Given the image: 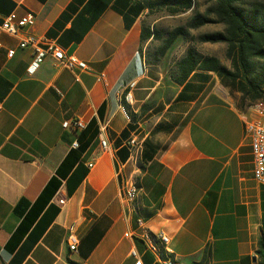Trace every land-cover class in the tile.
<instances>
[{
  "label": "crops",
  "instance_id": "crops-1",
  "mask_svg": "<svg viewBox=\"0 0 264 264\" xmlns=\"http://www.w3.org/2000/svg\"><path fill=\"white\" fill-rule=\"evenodd\" d=\"M12 12L32 14L23 32L55 39L87 70L45 59L30 74L31 51L0 30L3 264H264V185L253 177L245 132L251 107L241 108L213 72L177 84L169 62L151 64L142 0H0V24ZM74 119L84 132L62 127ZM68 154L70 170L39 211L34 203ZM124 183L138 188L132 206ZM139 219L168 244L132 235Z\"/></svg>",
  "mask_w": 264,
  "mask_h": 264
},
{
  "label": "trees",
  "instance_id": "trees-1",
  "mask_svg": "<svg viewBox=\"0 0 264 264\" xmlns=\"http://www.w3.org/2000/svg\"><path fill=\"white\" fill-rule=\"evenodd\" d=\"M148 14L166 11L169 15H178L194 7V0H142ZM213 5L205 14L195 12L185 26L171 30H157L142 24L141 43L160 41L154 53L149 57L151 64H157L170 50L178 38L191 37L199 43L224 44L225 66L215 56L201 55L193 47H188L183 56L175 62L170 78L182 84L194 71H208L217 75L221 85L228 89L230 96L245 109L252 105L264 104V0H211ZM220 24L222 31L190 36L189 30H196L206 25ZM84 132V131H83ZM69 154L60 164L41 194L34 203L39 211L53 197L67 167ZM23 227H18V232ZM19 234L10 238L9 249ZM20 240V239H18ZM0 264H3L0 257Z\"/></svg>",
  "mask_w": 264,
  "mask_h": 264
},
{
  "label": "built area",
  "instance_id": "built-area-1",
  "mask_svg": "<svg viewBox=\"0 0 264 264\" xmlns=\"http://www.w3.org/2000/svg\"><path fill=\"white\" fill-rule=\"evenodd\" d=\"M35 18L32 14H26L22 17H18L14 12L8 14L1 20L0 30L16 37H20L19 48L29 49L32 53V61L28 67V73H34L45 59H51L54 64L60 68L70 70L72 72H82L87 70V66L84 62L78 60L74 56H69L65 53V50L56 42L55 39L38 37L33 34H27L23 32V28L26 26H33ZM1 47V44H0ZM14 54V50H8L7 56L11 58ZM135 84L130 85V89ZM125 99L128 101L131 99V92L128 91L125 94ZM254 117L245 122V132L249 136L251 141V150L253 157V177L259 184L264 185V104L252 105ZM109 126V120L102 121L99 125L98 139L102 150H106L109 147L107 141V130ZM64 129H72L74 132H81L85 129V124L80 119H74L62 123ZM74 147H77V142L73 143ZM121 195L123 201L132 206L133 196L138 194L132 193V186L130 183H124L121 187ZM62 203V202H61ZM138 230L140 231L132 234L137 238L149 242L151 240L150 231L144 228V221L139 219L137 221ZM156 238L163 244L167 245L169 239L162 232L154 234ZM126 237L131 236L126 234ZM78 240L72 228L69 230L68 245L70 251H75L77 248ZM151 249L154 250L153 247ZM132 256H136L134 251L131 252ZM133 264H143L141 259L136 258Z\"/></svg>",
  "mask_w": 264,
  "mask_h": 264
},
{
  "label": "rangeland",
  "instance_id": "rangeland-1",
  "mask_svg": "<svg viewBox=\"0 0 264 264\" xmlns=\"http://www.w3.org/2000/svg\"><path fill=\"white\" fill-rule=\"evenodd\" d=\"M213 2L211 0H194V7L184 13L178 15H169L166 11H157L150 13L146 16L143 23L149 27H153L157 30H171L178 26H185L188 19L195 13L205 14L209 8H211ZM223 27L220 24L206 25L196 30H189L190 36L196 37L205 33H213L222 31ZM160 41H149L146 52L149 56L154 53L155 48L160 45ZM188 47H193L201 55H209L217 57L221 63L225 66H229V62L225 59V45L224 44H209L199 43L188 37L187 39L178 38L174 45L168 50L161 58L169 62L166 66V71L170 77V73L173 72L175 62L179 60L185 50Z\"/></svg>",
  "mask_w": 264,
  "mask_h": 264
},
{
  "label": "bare ground",
  "instance_id": "bare-ground-1",
  "mask_svg": "<svg viewBox=\"0 0 264 264\" xmlns=\"http://www.w3.org/2000/svg\"><path fill=\"white\" fill-rule=\"evenodd\" d=\"M126 101H128V99H126ZM131 186H132V193L133 194H137L138 193V188L136 187V185L132 184ZM135 199H136V196H133L132 204L134 203Z\"/></svg>",
  "mask_w": 264,
  "mask_h": 264
}]
</instances>
